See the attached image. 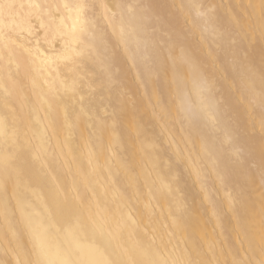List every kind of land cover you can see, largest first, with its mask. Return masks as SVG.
<instances>
[{
  "label": "bare ground",
  "instance_id": "obj_1",
  "mask_svg": "<svg viewBox=\"0 0 264 264\" xmlns=\"http://www.w3.org/2000/svg\"><path fill=\"white\" fill-rule=\"evenodd\" d=\"M42 1L0 0V264H264V0Z\"/></svg>",
  "mask_w": 264,
  "mask_h": 264
},
{
  "label": "rangeland",
  "instance_id": "obj_2",
  "mask_svg": "<svg viewBox=\"0 0 264 264\" xmlns=\"http://www.w3.org/2000/svg\"><path fill=\"white\" fill-rule=\"evenodd\" d=\"M42 1V0H41ZM48 1V0H47ZM44 2V0L41 2V3H43ZM71 3V7H70V9H72V11L73 10H79V9H81V8H85V5H86V3L87 2H84V3H82V5L81 4H79L80 3V1L79 0H73L72 2H70ZM46 4H48L47 2H46V0H45V5ZM68 4H69V2L67 3V4H65L64 5V9L65 10H67L68 12H69V8H68ZM84 4V5H83ZM43 6H45L44 5V3L42 4ZM42 6V13L41 12H38L39 14H40V16H43L44 14H47L49 11V9H48V7L47 6H45V7H43ZM16 7V8H15ZM20 6H14L13 8H12V11L13 10H15L14 12H16L17 13V15L19 16L18 17V19H20V18H22L23 16H21L23 13H25V11H24V9L22 8V10H21V8H19ZM47 7V8H46ZM76 7V8H75ZM19 10V11H17V10ZM45 9V10H44ZM48 9V10H47ZM202 9H198V10H196L195 11V13L194 14H197L196 16L198 17H195V15H193V19H197V20H199V19H201V18H203L204 17V12L203 11H201ZM24 11V12H23ZM46 11V13H44V12ZM71 11V10H70ZM203 12V13H202ZM39 14H38V16H39ZM33 15H35L34 14V12H30L29 14H28V19H30V20H27L26 21V26H25V28L23 29V32L26 34V33H28L29 32V30L30 29H33V28H39V29H41V30H43V29H45V27H46V24H44V23H40V24H37L38 23V19L37 18H35V16L33 17ZM202 16V17H201ZM26 17V16H25ZM110 17L111 18H113L114 19V17H116L115 15H110ZM200 17V18H199ZM34 21V22H33ZM30 23V24H29ZM33 24V25H32ZM45 26V27H44ZM60 37V36H59ZM59 37L58 36H56V38L55 39H59ZM60 46H61V43L60 42H57V41H52L51 43H50V50H49V53L53 56V60L54 61H57V60H60V58H61V51H60Z\"/></svg>",
  "mask_w": 264,
  "mask_h": 264
}]
</instances>
